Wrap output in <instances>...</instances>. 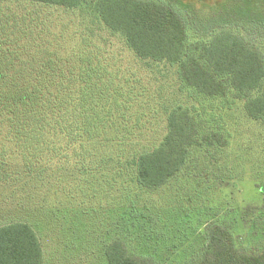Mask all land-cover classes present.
Wrapping results in <instances>:
<instances>
[{
	"label": "trees",
	"instance_id": "16d2710c",
	"mask_svg": "<svg viewBox=\"0 0 264 264\" xmlns=\"http://www.w3.org/2000/svg\"><path fill=\"white\" fill-rule=\"evenodd\" d=\"M5 1L89 8L95 20L119 33L136 57L175 66L183 86L203 96L241 100L245 115L264 123V0H0V177L6 173L3 154L10 146L24 148L23 157H36L37 150L45 148L65 158L66 147L74 149L81 132L94 138L92 127L108 120L116 124L126 116V105L118 99L123 85L114 82L116 73L108 69L101 38L79 34L84 48L69 51L36 41L31 33L27 40L28 24L10 21L1 10ZM75 38L76 32L63 37L64 47ZM59 140L65 143L58 146ZM224 143L223 135L178 105L168 111L163 140L133 152L126 163L135 183L147 189L184 171L195 180L194 197L206 200L237 181L232 168L215 158ZM78 146L88 153L83 144ZM228 204L195 236L199 223L187 224L191 216L185 213L188 237L179 243L172 240L164 251L157 253L153 229L143 225L148 254L130 251L115 236L103 256L107 264H264V193L259 204L237 206L231 198ZM141 212L131 202V225L142 226L136 219ZM239 225L244 231H237ZM0 264H44L41 240L30 223L0 224Z\"/></svg>",
	"mask_w": 264,
	"mask_h": 264
},
{
	"label": "rangeland",
	"instance_id": "374dc122",
	"mask_svg": "<svg viewBox=\"0 0 264 264\" xmlns=\"http://www.w3.org/2000/svg\"><path fill=\"white\" fill-rule=\"evenodd\" d=\"M2 9L17 26L28 24L27 40L31 33L36 41L59 51L84 48L78 35L94 33L101 38L100 48L108 51L105 62L110 73H116L115 84L123 85V97L118 99L126 105V116L116 124L108 120L106 125L92 127L94 138L87 139V133L81 132L79 142L88 153L81 152L79 142L74 143V149L66 147L65 158L53 156L45 148H39L36 157H23L22 147L5 149L0 224L15 220L30 223L41 240L44 264H107L103 248L115 236L122 238L130 251L148 254L149 236L142 235L144 228L153 229L159 253L172 240L179 243L188 237L185 213L191 216L187 224L199 223L195 236L223 213L230 198L237 206L260 203L264 193V123L245 115L241 100L209 98L183 86L175 66L136 57L119 33L95 20L89 8L67 10L5 1ZM74 32L77 38L66 41L64 47L63 37ZM178 105L188 107L196 119L226 139L215 150V158L220 165L232 168L235 187L218 188L208 199L198 200L194 197L195 180L184 171L156 189L135 183L127 157L163 140L168 111ZM64 143L59 140L57 145ZM131 202L142 210L136 216L142 226L131 225ZM119 216L124 220H118ZM242 229L239 225L237 231Z\"/></svg>",
	"mask_w": 264,
	"mask_h": 264
},
{
	"label": "water",
	"instance_id": "95a60500",
	"mask_svg": "<svg viewBox=\"0 0 264 264\" xmlns=\"http://www.w3.org/2000/svg\"><path fill=\"white\" fill-rule=\"evenodd\" d=\"M264 190V188H262V191Z\"/></svg>",
	"mask_w": 264,
	"mask_h": 264
}]
</instances>
